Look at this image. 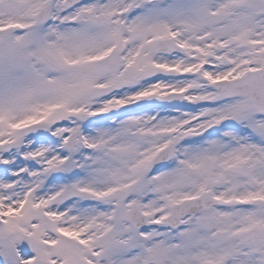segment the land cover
<instances>
[{"label":"snow or ice","instance_id":"snow-or-ice-1","mask_svg":"<svg viewBox=\"0 0 264 264\" xmlns=\"http://www.w3.org/2000/svg\"><path fill=\"white\" fill-rule=\"evenodd\" d=\"M0 264H264V0H0Z\"/></svg>","mask_w":264,"mask_h":264}]
</instances>
